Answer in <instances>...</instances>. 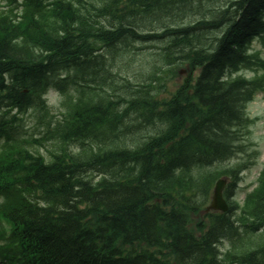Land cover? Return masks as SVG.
<instances>
[{
  "label": "trees",
  "instance_id": "16d2710c",
  "mask_svg": "<svg viewBox=\"0 0 264 264\" xmlns=\"http://www.w3.org/2000/svg\"><path fill=\"white\" fill-rule=\"evenodd\" d=\"M8 1L23 11L0 13V136L11 142L0 158L8 201L0 211L28 256L49 264L227 260H217V246L238 231L232 214L194 217L226 169L216 166L241 155L245 106L262 80L233 73L257 67L248 49L264 34V0ZM196 12L201 19L187 25L169 23ZM135 41H165L167 55L188 64L170 98L112 72L114 55ZM49 87L70 107L43 121L61 144L47 162L22 143L18 115H45ZM72 141L83 154L67 149ZM247 220L264 222V181L244 208ZM236 261L259 264L254 255Z\"/></svg>",
  "mask_w": 264,
  "mask_h": 264
},
{
  "label": "rangeland",
  "instance_id": "374dc122",
  "mask_svg": "<svg viewBox=\"0 0 264 264\" xmlns=\"http://www.w3.org/2000/svg\"><path fill=\"white\" fill-rule=\"evenodd\" d=\"M0 1V5H2ZM188 20V18L186 19ZM152 23H148L147 25L150 26ZM154 25V24H153ZM138 46V45H137ZM161 44L154 43L149 44L145 49H141L140 51L134 50L133 53H131V57L127 59H123L122 61H118V64L115 66L116 74L118 72H122L123 75L130 77L134 81L141 80V73H142V64L144 62V57L149 56L148 58H152L153 60H156L159 53V47ZM145 47V46H144ZM260 44L255 43V49H260ZM144 52V53H143ZM263 56H264V49H263ZM157 65L160 66L161 62H157ZM160 67H157L158 71ZM166 71L162 72L159 71L158 75L161 77L160 80L156 81V86L159 90L160 95L166 96L168 95L172 90H174L180 80H182V77L186 74L185 72L182 73L181 78L178 76H173V69L170 67L164 68ZM248 76L252 75V72H246L245 73ZM53 97L49 98L50 103L54 102ZM58 106L55 105V109ZM249 113L253 117H257L255 124L252 127L253 133H252V139L260 151V155L258 157L257 163L252 166L249 170H246L242 173V180L238 186L237 190V199L242 200L244 198L245 192L248 189V186L256 179L258 172L260 171L262 167L263 162V156H264V91L260 92L256 95L254 100L249 104L248 106ZM58 113L59 110H56ZM25 125H26V133L29 136L34 135L35 137L41 136L39 132L42 130L41 127L34 125L32 119L30 117L25 118ZM45 131V130H44ZM47 135V134H46ZM48 137V135H47ZM49 138V137H48ZM41 151L45 152V148H41Z\"/></svg>",
  "mask_w": 264,
  "mask_h": 264
},
{
  "label": "bare ground",
  "instance_id": "6f19581e",
  "mask_svg": "<svg viewBox=\"0 0 264 264\" xmlns=\"http://www.w3.org/2000/svg\"><path fill=\"white\" fill-rule=\"evenodd\" d=\"M189 7H190V6H189ZM112 72L115 73V75L118 74V73L116 74L115 66H114V68L112 69ZM233 125H234V124H233ZM45 133L48 135L49 138H53V137L50 135V132L48 131V128L45 129Z\"/></svg>",
  "mask_w": 264,
  "mask_h": 264
},
{
  "label": "water",
  "instance_id": "95a60500",
  "mask_svg": "<svg viewBox=\"0 0 264 264\" xmlns=\"http://www.w3.org/2000/svg\"><path fill=\"white\" fill-rule=\"evenodd\" d=\"M217 200L219 203H222V201L220 200V192L218 191V194H217Z\"/></svg>",
  "mask_w": 264,
  "mask_h": 264
}]
</instances>
